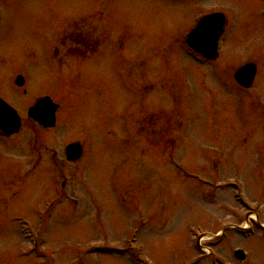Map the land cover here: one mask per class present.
<instances>
[{"label": "rangeland", "instance_id": "rangeland-1", "mask_svg": "<svg viewBox=\"0 0 264 264\" xmlns=\"http://www.w3.org/2000/svg\"><path fill=\"white\" fill-rule=\"evenodd\" d=\"M1 1L0 55L9 64L31 60L33 91L61 96L49 152L67 185L43 216L57 169L16 180L17 196L0 208V264H138L135 253L143 264H264V0ZM210 11L230 22L220 57L198 63L181 38ZM98 12L109 28L99 55L54 59L78 32H104ZM249 62L258 76L245 89L234 72ZM8 69L3 92L18 105ZM80 138L87 156L65 160V146ZM21 215L43 233L38 253H29Z\"/></svg>", "mask_w": 264, "mask_h": 264}, {"label": "flooded vegetation", "instance_id": "flooded-vegetation-1", "mask_svg": "<svg viewBox=\"0 0 264 264\" xmlns=\"http://www.w3.org/2000/svg\"><path fill=\"white\" fill-rule=\"evenodd\" d=\"M3 7V3L0 0V10L2 14L0 24V41L1 29L3 28L4 22ZM95 15L100 16L98 20L103 23L102 25L104 32L102 31V34L100 33L98 35V27L93 26L88 28L90 29L89 38L86 37L84 33L78 32L75 37L72 38L73 43L71 45L67 44V42L65 41L57 49L54 50V59H56L57 61H61L63 60V57L66 58V52H71L72 50H75V52L78 53L87 52V57L89 59L88 61L92 60V58L97 57L98 51H102L103 47L101 46L104 42H106V35L109 32V28L107 27V20L104 13L98 12ZM79 23L81 24V22ZM73 24L76 25L77 23L73 22ZM82 25L86 26V22H84ZM81 36L88 39H83L81 38ZM51 48V44H47V46L44 48L46 49L44 50V52L47 51V55L49 54L48 52H50V56L52 57ZM61 55L62 57H60ZM31 56L32 55H29V59H31ZM6 57L7 56H2V54L0 55V73L5 72L8 67L10 68L8 69L9 72H11L9 84L19 91L17 92V95L20 98H23V101L20 104L15 105L4 95L3 90L6 84L5 81H2L3 78L0 77V98L4 99L9 103L10 106L16 109L20 118V125L17 126L16 123L15 126L16 119L11 116V124H9L8 126H3V134L0 133V183L3 184V190L0 191V208L6 206L9 202V199L14 195V183H16V180L18 178H21L24 183V181L31 178L33 175L47 169L48 164H61L59 161L60 158L57 154L51 156L49 154V141L52 138V136L50 137V132L54 131L58 127V125H55L53 128L43 126L39 121H36L34 119L30 112L32 107H34L40 100H42L43 97L49 95V93H38L33 91L32 87L34 84L31 78V60L28 61L25 65L15 63L13 64L12 61L9 64ZM78 63L81 62L78 61ZM8 111L9 110L7 109V107H4V109L0 111V114L8 115ZM60 113L61 108H59L56 113L57 122L60 119ZM15 127H18L17 131L14 133H10V131H14V129H16ZM26 132L28 133L26 134V136H24ZM18 140L20 141V143L23 141V143H21V145L16 144ZM73 141H79V139H75ZM80 142L83 144V149L85 150V143L83 141ZM17 146L19 148H17ZM1 149H4L3 152L1 151ZM16 149H24L26 156L23 158L22 156H19V154L17 156L13 155L12 153H16ZM65 160H67L66 157ZM18 162L19 165L24 166V169L21 170V173L19 170H16L18 173H15L11 170V164L15 168V163ZM13 197H15V195Z\"/></svg>", "mask_w": 264, "mask_h": 264}, {"label": "water", "instance_id": "water-1", "mask_svg": "<svg viewBox=\"0 0 264 264\" xmlns=\"http://www.w3.org/2000/svg\"><path fill=\"white\" fill-rule=\"evenodd\" d=\"M227 25V18L223 13H213L207 16H204L200 19L198 24L193 28V30L186 37L187 46L194 51L195 53L201 55L206 59H216L218 57V46L219 40L223 32L225 31V27ZM256 66L255 64H247L240 68L236 74V80L244 87H250L253 83V80L256 76ZM49 101V106L51 100L48 99L45 103ZM54 111L51 110L50 121L45 119V124L52 125L54 123ZM11 115L16 116L15 111H11ZM17 118V117H16ZM77 145H72L68 148L74 154L79 155L80 150ZM76 152V153H75ZM76 156V155H74ZM72 158V157H70ZM75 158V157H74ZM235 256L239 260H244L246 258L244 252L242 250H238L235 252Z\"/></svg>", "mask_w": 264, "mask_h": 264}]
</instances>
